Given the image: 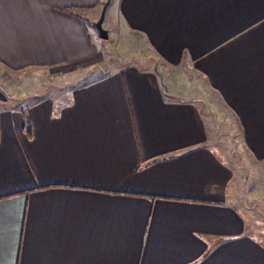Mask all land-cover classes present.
I'll use <instances>...</instances> for the list:
<instances>
[{
	"label": "crops",
	"instance_id": "1",
	"mask_svg": "<svg viewBox=\"0 0 264 264\" xmlns=\"http://www.w3.org/2000/svg\"><path fill=\"white\" fill-rule=\"evenodd\" d=\"M0 69V264H264V0H0Z\"/></svg>",
	"mask_w": 264,
	"mask_h": 264
},
{
	"label": "rangeland",
	"instance_id": "2",
	"mask_svg": "<svg viewBox=\"0 0 264 264\" xmlns=\"http://www.w3.org/2000/svg\"><path fill=\"white\" fill-rule=\"evenodd\" d=\"M105 9V8H104ZM109 15V10L108 12H105L104 14V10L101 13V16H103V21H102V28L106 31L108 38L107 40H101V42L104 45V51H105V55H108L107 50H109L110 52L113 51V49H119L122 46H130V48H132V50H136V47H139L138 49V53L133 52V54H127V53H123L124 56H138L140 59V56L142 57L141 60H145L146 62L144 64L149 65L150 68H152L153 66L155 67V69H157V63H156V54L153 52V50L147 45V43L145 42V40H143L141 37L137 36L136 34H130L129 39H130V44L125 42L124 38L120 36V26L118 23V20L115 19V17L112 15L111 17L108 18ZM100 16V17H101ZM108 51V52H109ZM121 54H118V57H120ZM8 73H4V72ZM45 72L47 73V70H24L21 71L19 73H10L6 70H2L0 69V84L3 86L0 90L1 92L4 94L3 96L6 97V99L10 102V105H15L16 103H13L15 100V96H24V94L29 93H38L43 87H45L47 85V82L49 81L48 78H51L50 75L45 74ZM103 72V71H100ZM81 73V72H80ZM79 73V74H80ZM45 74V75H44ZM104 74V73H103ZM12 75V76H11ZM83 75V73H82ZM85 77V76H84ZM82 78L83 80H86V78H88L87 76L85 78ZM68 81V80H66ZM87 81V80H86ZM85 81V82H86ZM26 96V95H25ZM1 106V105H0ZM233 122L234 120L232 118H230ZM234 126V129L236 128V123H232ZM236 137V135L232 136V138L234 139ZM237 142L235 143V147H231L230 149H228L227 153L228 155H230L234 160H238L240 159V161L238 162V164L236 165V168L239 170V173L242 174V176L244 177V180H241V183H244V191L250 189L252 191H256L257 190V186L263 187V182L264 179L262 180V175H260L261 181L255 177V179L253 178V176L250 174L249 169L247 168V166L244 165V163L242 162L241 158H239L240 156L237 153ZM248 181H250V184L245 185V183ZM257 192V191H256ZM247 193L244 194V199H247L246 196ZM257 195V193L255 194V196ZM257 198V196H256ZM253 199L248 200L247 203L248 204H253L252 210H254L255 212H260L262 213L261 210V205L258 204L257 199ZM264 228V226H262Z\"/></svg>",
	"mask_w": 264,
	"mask_h": 264
},
{
	"label": "water",
	"instance_id": "3",
	"mask_svg": "<svg viewBox=\"0 0 264 264\" xmlns=\"http://www.w3.org/2000/svg\"><path fill=\"white\" fill-rule=\"evenodd\" d=\"M102 21H103V16H101L99 20L96 23H94V28L101 40H107L108 35L106 31L102 28Z\"/></svg>",
	"mask_w": 264,
	"mask_h": 264
}]
</instances>
